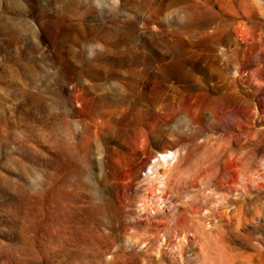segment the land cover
<instances>
[{"label":"rangeland","instance_id":"rangeland-1","mask_svg":"<svg viewBox=\"0 0 264 264\" xmlns=\"http://www.w3.org/2000/svg\"><path fill=\"white\" fill-rule=\"evenodd\" d=\"M0 264H264V0H0Z\"/></svg>","mask_w":264,"mask_h":264},{"label":"bare ground","instance_id":"bare-ground-1","mask_svg":"<svg viewBox=\"0 0 264 264\" xmlns=\"http://www.w3.org/2000/svg\"><path fill=\"white\" fill-rule=\"evenodd\" d=\"M167 151H168V150H167ZM164 153H165L164 151H159L157 154H158V155H159V157H160V156H163V155H164ZM167 153H168V152H167ZM165 154H166V153H165Z\"/></svg>","mask_w":264,"mask_h":264}]
</instances>
